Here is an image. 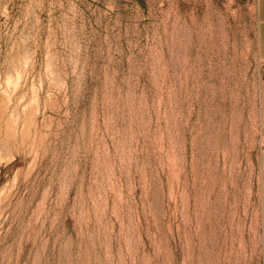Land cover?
<instances>
[{
  "label": "rangeland",
  "instance_id": "rangeland-1",
  "mask_svg": "<svg viewBox=\"0 0 264 264\" xmlns=\"http://www.w3.org/2000/svg\"><path fill=\"white\" fill-rule=\"evenodd\" d=\"M256 0H0V264H264Z\"/></svg>",
  "mask_w": 264,
  "mask_h": 264
},
{
  "label": "crops",
  "instance_id": "crops-1",
  "mask_svg": "<svg viewBox=\"0 0 264 264\" xmlns=\"http://www.w3.org/2000/svg\"><path fill=\"white\" fill-rule=\"evenodd\" d=\"M256 4L258 54L264 61V0H256Z\"/></svg>",
  "mask_w": 264,
  "mask_h": 264
}]
</instances>
